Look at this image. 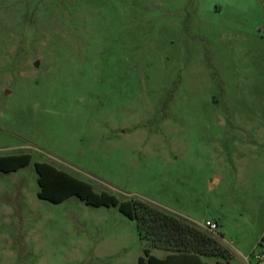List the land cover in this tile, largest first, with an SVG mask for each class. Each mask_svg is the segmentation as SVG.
I'll return each mask as SVG.
<instances>
[{"label": "rangeland", "instance_id": "rangeland-1", "mask_svg": "<svg viewBox=\"0 0 264 264\" xmlns=\"http://www.w3.org/2000/svg\"><path fill=\"white\" fill-rule=\"evenodd\" d=\"M18 153L0 264L143 254L117 206L40 198L35 162L216 221L230 264H264V0H0V155Z\"/></svg>", "mask_w": 264, "mask_h": 264}, {"label": "trees", "instance_id": "trees-1", "mask_svg": "<svg viewBox=\"0 0 264 264\" xmlns=\"http://www.w3.org/2000/svg\"><path fill=\"white\" fill-rule=\"evenodd\" d=\"M28 153L0 155V170L12 171L29 163ZM40 198L60 202L77 195L94 206H117L136 221L138 238L145 242L136 264H230L232 250L217 236L195 222L172 213L140 197L120 200L45 162H35ZM152 247L167 251L163 257L150 252ZM207 258H211L208 260Z\"/></svg>", "mask_w": 264, "mask_h": 264}, {"label": "built area", "instance_id": "built-area-1", "mask_svg": "<svg viewBox=\"0 0 264 264\" xmlns=\"http://www.w3.org/2000/svg\"><path fill=\"white\" fill-rule=\"evenodd\" d=\"M203 227L206 228L208 231L213 232V230L217 227V222L212 220H206L203 224ZM256 258L259 262H264V246L261 248L259 253L255 254Z\"/></svg>", "mask_w": 264, "mask_h": 264}]
</instances>
